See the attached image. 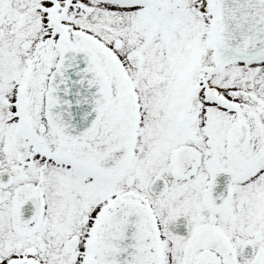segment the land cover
<instances>
[{
	"label": "snow or ice",
	"instance_id": "obj_1",
	"mask_svg": "<svg viewBox=\"0 0 264 264\" xmlns=\"http://www.w3.org/2000/svg\"><path fill=\"white\" fill-rule=\"evenodd\" d=\"M0 264H264V0H0Z\"/></svg>",
	"mask_w": 264,
	"mask_h": 264
}]
</instances>
